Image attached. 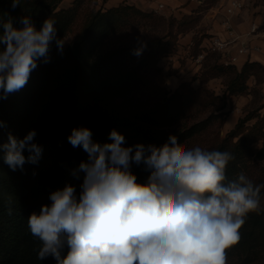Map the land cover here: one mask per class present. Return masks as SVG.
<instances>
[{
  "label": "trees",
  "instance_id": "trees-1",
  "mask_svg": "<svg viewBox=\"0 0 264 264\" xmlns=\"http://www.w3.org/2000/svg\"><path fill=\"white\" fill-rule=\"evenodd\" d=\"M79 1L62 7L63 0H20V5L12 8L11 0H0V20L6 21L10 16L14 27H23L19 18L24 15L31 17L38 30L46 19L56 23L55 39L48 52L50 61L38 60L25 87L0 100V120L5 124L0 143L8 142L9 133L22 139L35 130L34 143L42 147L37 163H26L22 171H12L0 151V264H57L51 256L37 259L40 241L29 233L27 217L33 211L39 212L41 205L50 204L49 194L65 184L74 185L79 193L83 173L76 179L71 172L82 161H88V154L82 147L73 148L68 143L73 128H89L93 141L101 144L111 142L109 133L113 129L125 136V146H159L169 135L184 144L206 132L224 114L226 94L220 97L207 88L193 89L196 74L169 90L159 65L163 57L174 51L180 36L202 19L208 9L207 0L181 18H166L129 4L92 8L80 16ZM76 26L78 32L66 47L63 44L61 54L56 40L64 42ZM208 37L194 34L190 49L193 58ZM137 48L143 49L139 56L133 54ZM261 64L258 60H247L241 67L237 63L214 64L204 75L209 79L228 74L226 93L241 95L248 89L247 80L259 76ZM49 89L56 95L41 113L39 107ZM154 91L157 97L148 106L129 114L101 105L105 97ZM196 100L198 107L191 111ZM219 102L221 105H217ZM255 117L254 124L248 125ZM205 149L228 151L234 156L226 168L229 180L243 172L254 184H264V172L259 170V162L264 160V115L249 113L224 137L216 135L214 144ZM24 155L29 153L25 151ZM132 171L138 182H147L150 172L143 165L133 164ZM261 209L248 215L240 230V243L228 250L240 251L246 264L264 251V189Z\"/></svg>",
  "mask_w": 264,
  "mask_h": 264
},
{
  "label": "clouds",
  "instance_id": "clouds-1",
  "mask_svg": "<svg viewBox=\"0 0 264 264\" xmlns=\"http://www.w3.org/2000/svg\"><path fill=\"white\" fill-rule=\"evenodd\" d=\"M20 0H11L12 8ZM0 20V100L27 84L37 62L48 56L55 39V21L46 19L38 30L30 16ZM63 53L62 40H56ZM143 49H134L139 56ZM5 127L0 120V131ZM37 133L22 139L8 134L0 143L3 162L12 171L37 163L42 147ZM87 127L73 128L67 137L82 147V161L71 175L80 191L65 184L49 194L50 204L27 217V229L40 241L37 259L51 256L57 264H228V250L242 239L241 228L250 213L260 212L261 190L243 172L226 175L234 156L228 151L187 147L175 135L162 145H126L113 129L110 143H98ZM29 155L26 157L24 152ZM150 172L138 182L132 165ZM67 249L66 255L64 254Z\"/></svg>",
  "mask_w": 264,
  "mask_h": 264
},
{
  "label": "rangeland",
  "instance_id": "rangeland-1",
  "mask_svg": "<svg viewBox=\"0 0 264 264\" xmlns=\"http://www.w3.org/2000/svg\"><path fill=\"white\" fill-rule=\"evenodd\" d=\"M240 1L243 4V8L241 13L236 14L238 20L244 22V25L256 24L259 27V33L261 34V36H264V0H240ZM219 2L220 0H207L208 3L207 10L215 7L216 5L219 4ZM79 3L80 4L78 11L80 12L79 13L80 16L85 15L89 9L92 8L98 9L99 7V0H80ZM222 8L224 7L222 6L220 8V12L216 10V13L218 12V15H220L221 17L220 20L224 22L227 18V15L223 13ZM160 10L161 9L158 8V10L154 12L166 18L174 16V15H164L163 13L160 12ZM211 18H213V16ZM202 19H200V21L196 23V25L190 32H195V33L198 32L200 35L204 34L208 36L209 34L206 32L207 26H204L202 24ZM77 32H78V26H76L75 29L72 30V32L65 38L64 47H66L67 44L74 39ZM206 41L207 39L205 38L203 40L201 50L199 52L202 51L203 45ZM219 58L220 57L217 53L207 51L205 53V57L201 61L199 62L196 61L197 63H200V68L196 72L197 77L192 82L191 87L195 90L202 87L207 88L215 95H218L220 97L226 94V107L222 110L224 114L221 118L216 119L213 122L212 126H210V128L206 130V132L184 143L187 147L200 146L201 148L204 149L210 147L212 146V144H214L216 135L221 138L224 137L235 126V124L239 119L245 117L249 113L254 115L258 114L261 116L264 115V66L261 64V68H259L258 70L259 76L253 75L247 80L248 89L246 90L245 93L241 95L229 96L226 93V88H227L226 82H227L228 74L224 73L222 75L212 77L209 79H206L204 75V72L209 67V65L211 66L214 64H221ZM184 62L186 61L184 60ZM163 73L165 75V80H166L167 74L164 72V70ZM55 95L56 94L52 92L51 89L46 91L45 101L39 107V111H41V113L45 111L51 99ZM156 97H157V91L150 93L148 92L145 93V95L134 94L126 97H105L101 101V105L104 108L114 109L122 114H129L133 111L139 110L140 108H144L148 106L149 103ZM221 103L222 102H219L217 105H221ZM197 107H198V102L196 100L191 111H195V108ZM256 120L257 118L255 117L254 119L250 120L247 124L252 125ZM259 170H262L264 172V160H261L259 162ZM228 264H246V263L244 262V260H242V253L238 250H234L228 252ZM250 264H264V251L261 252L259 258H257L254 262Z\"/></svg>",
  "mask_w": 264,
  "mask_h": 264
},
{
  "label": "crops",
  "instance_id": "crops-1",
  "mask_svg": "<svg viewBox=\"0 0 264 264\" xmlns=\"http://www.w3.org/2000/svg\"><path fill=\"white\" fill-rule=\"evenodd\" d=\"M73 1L74 0H63L61 6L67 7L71 5ZM203 1L204 0H99V7L109 8L118 6L120 4H129L134 5L144 11H156L158 10L159 4H163L164 7L160 10L161 13L164 15H174L177 18H181L186 14L192 13L199 6L203 5ZM229 1L230 0H220L218 5L203 12L204 16L202 19V24L207 26L206 32L209 34V36L217 34L223 38H228L225 26L220 20L221 17L218 15V12L216 13V10L220 12V8L223 6L224 8H222V11L226 15L225 8ZM241 12L242 10L236 11L234 15L230 17V22L238 33H245L249 30L251 24L244 25V22L238 20L236 14ZM212 16L213 18H211ZM194 34L195 32L182 34L174 52L164 57L160 62L164 72L167 74L166 84L169 90H174L183 81L191 80L200 68V63H197L190 54ZM251 43L262 46V51L264 53V36H261L259 32L252 35ZM229 49L231 52H235V44L230 45ZM263 53L240 55L237 66L241 67L242 64L247 60H258L261 62L263 59ZM184 60L186 62H184Z\"/></svg>",
  "mask_w": 264,
  "mask_h": 264
},
{
  "label": "built area",
  "instance_id": "built-area-1",
  "mask_svg": "<svg viewBox=\"0 0 264 264\" xmlns=\"http://www.w3.org/2000/svg\"><path fill=\"white\" fill-rule=\"evenodd\" d=\"M163 7V4H159L158 6L159 9H162ZM242 8L243 4L240 0L229 1L225 8L227 18L223 22L228 38H223L217 34L206 38L207 41L204 43L202 51L194 57L195 61H201L205 57L207 51L217 53L220 57V63L224 65L236 64L239 56L243 54L252 55L253 53H263L262 46L251 43L252 35L259 32V27L256 24H252L249 27V30L245 33H238L230 22V17L234 15L236 11H241ZM232 44H235V52H231L229 49ZM261 63L264 66V53Z\"/></svg>",
  "mask_w": 264,
  "mask_h": 264
}]
</instances>
